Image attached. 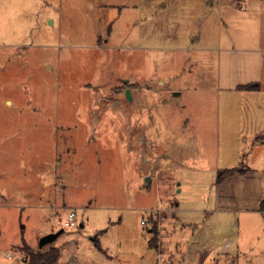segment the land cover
Returning a JSON list of instances; mask_svg holds the SVG:
<instances>
[{
    "label": "rangeland",
    "instance_id": "374dc122",
    "mask_svg": "<svg viewBox=\"0 0 264 264\" xmlns=\"http://www.w3.org/2000/svg\"><path fill=\"white\" fill-rule=\"evenodd\" d=\"M4 17L13 19L8 27L20 23L27 31L6 36L0 25V43L30 47L15 54L0 48V264H23L24 244L36 250L42 236L61 228L55 241L61 264H156L148 207L159 203L157 189L137 176L135 165L125 164V174L116 161L113 110L121 80L150 81L149 111L162 121L181 171L192 155L193 166L202 162L201 179L175 193L177 201L194 188V206L212 207L209 182L229 160L233 167L264 169V142L241 140L252 130L251 114L264 121V0H0ZM247 82L259 85L252 102L232 90ZM178 90L182 96H175ZM105 110H112L109 121ZM95 113L107 129L92 121ZM235 197L224 204L233 213L206 216L234 221L245 254L231 250L235 242L228 248L220 238L227 229L217 228L215 244L225 249L206 264H264V213L251 211L254 198ZM70 210L76 226H63ZM191 215L205 221L202 213ZM188 233L181 234L183 264L197 256ZM160 239L173 241L164 229Z\"/></svg>",
    "mask_w": 264,
    "mask_h": 264
},
{
    "label": "crops",
    "instance_id": "0c3cea01",
    "mask_svg": "<svg viewBox=\"0 0 264 264\" xmlns=\"http://www.w3.org/2000/svg\"><path fill=\"white\" fill-rule=\"evenodd\" d=\"M18 20L25 21L19 17ZM12 21L13 19L7 17H4L0 20L1 30L3 31L1 32V34L12 37L16 35L24 36L27 31V26L24 25V27H22L19 23L18 26L14 28L13 26L8 27L7 22ZM98 42H100V40ZM46 46L48 47V45ZM26 47H30L29 44H10L8 42L0 43V48H13L12 50H14V52L11 53L14 54L16 53V50L24 49ZM97 47H101V43H98ZM152 49L159 48L157 46H153ZM131 58V64L133 65L135 63V61L133 62L134 57ZM121 83V88L115 94V108L113 110V129L116 161L117 164H119V170L125 174H128L127 167H124L125 164L128 165V168L130 164L135 165L138 168V172H136L137 176L140 178H145V181L148 180V182L146 181L148 187H151L154 183L157 189L156 194H158V198L160 199V201L159 203L156 201L155 207L152 205L148 207L149 211L152 210L151 214H154L152 215V217L155 219L154 221H158V230L156 231L157 240L155 244V250L157 252L156 264L184 263L186 254L183 252V250H179L181 240H183V237L181 236L183 232H189L188 236L190 234V237H193V240L197 243L195 249L193 250L196 251L197 254L193 264H206L211 258V255L215 252H217V254L219 255H222L225 249V245L219 244L216 246L215 243L217 241L215 240L216 237L214 235L216 229L221 227L223 229H227V233L221 235L220 238L230 242V245L228 242H226V244L229 245L228 248L231 247V243L234 244L235 242L236 249L232 247L231 250L233 249L237 252V254L240 255L245 254L240 250V232L237 231V233H235L234 221H224L219 224L214 221H209L206 214L218 213V211H220L221 214L225 216L228 213H233L234 210L228 205L224 206V204L227 201H229V203L230 201L232 203L234 201L237 202L235 192H238V199H240L242 194L244 195L243 199L249 202H251V198H254L257 205L251 211L264 213V211L260 209L262 202H260V200L262 199V197L260 196L264 190V169H255L253 167L242 166L244 169V173L227 177L221 184H217L216 177L219 169L216 170L217 167H215L213 169V172L214 170H216L215 175H212V180H210L209 182L211 183L210 186L213 187V190L211 191V193L213 194L212 207L209 206L207 208H202L194 206V200L197 198V194L194 188H191L192 192L186 193V195L180 201H177L175 193H183L184 185L189 184L191 181L194 183L195 181H197V179H201L199 168L202 166V162H196V164L200 165L198 166V168L197 166H193V164H195L196 158L194 155H192L189 161V165H182L185 169H187V171H181V165H176V163L178 164V162H176L177 160L172 157L170 152L171 147L166 143L164 135L161 132V129L163 128L162 121H155L153 112L149 111L150 102H148L149 99L147 98L146 94H144L151 91V88L149 87L150 81L148 79L141 81L137 78H129L125 81L121 80ZM155 84L159 87H163L165 85V82L164 80H158ZM187 84L194 86L195 83H191V79H188ZM242 85L243 84L236 85L234 88H232V90L235 92H244L245 95H249V100L252 102V98L250 95L260 93L258 83L254 85L255 89L251 90L240 89V86ZM245 85H248V82ZM126 90H129L130 92V100H128L125 96ZM178 91L179 92H177L175 96H182L184 90ZM164 101L162 100L163 103ZM5 105H13V101L11 99H6ZM108 112H112V110H105V114H103V117H108L107 120L109 121L111 115H109ZM100 116L102 115L95 113L92 116V121L98 124L97 126L101 125L103 128L107 129V125L105 123H107L108 121L101 120ZM241 120L242 122H244V119ZM186 121L187 124H189V120ZM249 123L253 126L252 130H250L248 133L244 132V134L241 135V140H245V138H250L251 140L254 139L255 141L261 140V134L259 135V133L257 132L259 128L264 127V121L260 123L258 121L257 114H251L249 116ZM106 129H104V131H107ZM155 132H157L158 134H155ZM105 134L108 137L107 132ZM236 139L239 140L237 137ZM262 141L264 142V140ZM232 162L233 161L231 160L227 161V167L224 169L236 168L233 167L234 164ZM140 164L146 165L145 171L143 170V168H141ZM181 172H185L188 176L183 177ZM240 183L244 184L242 190L237 187V184ZM225 185H228V188H231L233 192H226L228 189L225 188ZM174 186L177 187L178 190L175 192H171ZM221 189H223V192L221 191ZM160 193H162L161 196ZM228 193L230 195H228ZM187 203L190 205H187ZM157 211L159 215L155 216L157 215L155 214L157 213ZM181 213H186L190 217V219L186 221L185 217ZM192 213H202V215H204L205 217V221H195L193 219V215H191ZM179 217H181L180 221L178 220ZM142 221H145V224H142ZM142 221L141 224L146 225L147 220L143 219ZM148 222L150 223L149 220ZM163 229L165 230L166 235L170 236L172 234L173 241L167 242L160 239V232ZM149 232L152 233L151 229L149 230ZM177 234L181 237L177 238ZM231 240H233V242ZM54 246H57L56 242L54 243ZM189 254L191 253L189 252ZM216 264H218V262Z\"/></svg>",
    "mask_w": 264,
    "mask_h": 264
},
{
    "label": "trees",
    "instance_id": "16d2710c",
    "mask_svg": "<svg viewBox=\"0 0 264 264\" xmlns=\"http://www.w3.org/2000/svg\"><path fill=\"white\" fill-rule=\"evenodd\" d=\"M240 89L251 90L255 89L254 85H242ZM260 139L264 140V134L260 135ZM244 173V169L242 166L231 168V169H223L217 172L216 183L221 184L223 180L227 177L233 176L235 174ZM260 209L264 211V198L261 202ZM154 227L151 228L154 236L149 240V245L151 247H156V221H152ZM98 244V240H95ZM21 249L24 251V259L23 264H60V248L54 245H48L44 248H38L36 250L31 249L28 245L24 244Z\"/></svg>",
    "mask_w": 264,
    "mask_h": 264
},
{
    "label": "water",
    "instance_id": "95a60500",
    "mask_svg": "<svg viewBox=\"0 0 264 264\" xmlns=\"http://www.w3.org/2000/svg\"><path fill=\"white\" fill-rule=\"evenodd\" d=\"M129 90L125 91V96L128 100H130L129 96ZM148 182V180H146ZM64 232V229L61 228L55 232H51L49 234H46L42 236L39 240V248H44L45 246L52 245L59 237L60 235Z\"/></svg>",
    "mask_w": 264,
    "mask_h": 264
},
{
    "label": "built area",
    "instance_id": "2783aa9c",
    "mask_svg": "<svg viewBox=\"0 0 264 264\" xmlns=\"http://www.w3.org/2000/svg\"><path fill=\"white\" fill-rule=\"evenodd\" d=\"M157 213H158V211H157ZM142 224H145V221H142ZM63 226H68V227L76 226V219H75L74 211L70 210V212H68L67 218L64 221ZM6 257L8 259H11L12 255L9 253H6ZM159 264H161V263H159Z\"/></svg>",
    "mask_w": 264,
    "mask_h": 264
}]
</instances>
